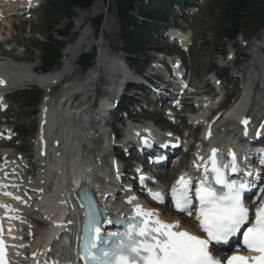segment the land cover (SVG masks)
I'll list each match as a JSON object with an SVG mask.
<instances>
[{
  "label": "snow or ice",
  "instance_id": "6c2138e0",
  "mask_svg": "<svg viewBox=\"0 0 264 264\" xmlns=\"http://www.w3.org/2000/svg\"><path fill=\"white\" fill-rule=\"evenodd\" d=\"M28 3L31 4V0H28ZM241 123L247 126L249 120L244 119ZM244 134L247 135V127ZM143 142L149 143L147 139ZM228 157L230 159L225 158L223 153H218L216 148L212 149L207 160L198 155L197 160H202L203 163L194 162V166L197 171L203 170V178L195 188L193 189V178L187 174L181 175L171 188L176 210L187 216H192L195 211V219L206 237L202 238L186 230H180L179 221L173 223L162 221L153 210H146L139 204L135 205L133 215L126 218V223L121 218H109L104 214L105 210H101L97 202L82 189L86 202L82 199L81 208H85L86 211L82 229L74 234L75 258H70L73 251L72 241L59 244L64 238L57 237L59 246L56 253L63 259L50 257L43 261L36 259L35 264H77L78 261H82L83 264H224L212 255L209 245L213 242L227 244L230 238L241 233V229L250 223V209L244 202L245 193L255 188L258 182L264 183L260 170L241 167L236 153L232 150H229ZM260 163L264 165V158ZM2 170L0 167V171ZM230 174H237L241 179H230ZM3 176L7 179L9 173L3 172ZM145 180L144 176L140 177L141 185ZM8 187L9 184H0V188ZM11 187L17 185L13 184ZM259 192L264 193V187H260ZM3 194L12 196L8 191ZM149 195L163 203L164 198L159 192L153 193L149 190ZM13 198L21 200L20 196ZM134 200L136 197L132 196L127 202L131 204ZM194 200L197 202L195 208ZM0 208L6 210L5 217H0V264H11L7 259L8 248H23L26 245H9L6 242L2 221L19 220L20 217L8 215L9 211H16L10 209L8 205L0 204ZM74 223L79 224V219L75 222L71 218L68 220L69 225ZM104 225L119 227L116 231H107ZM12 231L10 225L7 228L10 239H22L13 236ZM242 235L243 245L258 255L234 254L228 257L226 264H264V202L255 209L254 220H251V226L245 228ZM47 251L52 252V249L49 248ZM16 254L19 255V252ZM32 255L35 258L37 253Z\"/></svg>",
  "mask_w": 264,
  "mask_h": 264
},
{
  "label": "bare ground",
  "instance_id": "6f19581e",
  "mask_svg": "<svg viewBox=\"0 0 264 264\" xmlns=\"http://www.w3.org/2000/svg\"><path fill=\"white\" fill-rule=\"evenodd\" d=\"M99 9L98 2H94L88 11H81L79 15L81 19H85L86 17L96 13ZM0 19L2 20L1 34L5 29H11L12 27V20H18L17 17L9 16L6 13H2L0 15ZM0 34V36H2ZM188 37L187 35H185ZM87 40L80 39L76 42V45L73 47L74 51H78V49L84 44L87 43ZM5 41V40H4ZM7 41V40H6ZM1 42V41H0ZM258 42H260L258 38ZM8 43V42H7ZM71 48V47H70ZM12 53V52H11ZM0 56H2L0 54ZM7 57L6 59L0 58V76L2 77H9L11 70H16V72L20 75V78H23L31 83H38L39 85H46L50 86L53 83V79H58L60 74H49L44 76L40 79H35L32 76V69L23 68V67H12L8 66L9 62ZM22 57H14L11 58L16 61V59H21ZM103 60L100 56L98 58L96 67L94 70H99L100 65L102 64ZM262 63V62H260ZM106 65H108L114 72L119 70V65L114 63L112 60H107ZM256 64L252 63L248 67L243 68V76L246 82L245 88L239 93L238 97L235 99L233 104L219 117V119L215 122L214 128L216 130L220 128L219 134L217 137L222 140H227V137L234 139V135L232 132L234 130L235 122L238 118L245 115L247 110L249 109L250 103H252V96L250 93L251 86L253 84L254 76L252 71L255 69ZM261 68L264 70V63L261 64ZM242 70V69H241ZM100 71V70H99ZM148 77V74L145 73ZM90 74L88 78H90ZM88 85L82 83L75 87L69 89L72 90H80L83 94H85V90L87 89ZM143 88V87H139ZM69 91H66L69 93ZM207 104V102H206ZM213 105V104H212ZM89 107L88 103L83 104L82 108L74 113H69L63 110L59 112V121L62 122V127L57 135L58 137V146L54 149V151L48 152V159L47 161L39 162L42 164V171H40L35 178H31L29 175L24 176L26 169L23 165L25 160L19 159L17 157H11V151H3L0 152V156L2 157L3 163H0V167L3 168L6 172H10L14 179H23L22 187L20 192H26L30 197L34 196L37 199L36 204H25L21 208L13 207L16 210V213L23 214L25 217L23 220L25 223L30 225L32 228V223L30 222L29 216L36 217L38 220L47 221L48 218H51L60 207L65 206L69 203V199L71 196V186L75 184V180L79 179L82 182L89 183L90 178H102L101 181H91L90 188L93 189L95 192H98V189L102 190L101 197L106 196L109 198L118 188V182L114 179H105L109 178L108 171L105 167L102 166V159L101 157L104 153L109 152V147L104 146L103 150L100 152L92 151L93 145L87 139L86 131L83 127H81V118L82 115L85 114ZM256 108V107H255ZM57 109H55L56 112ZM209 111L206 110L202 113L205 115ZM71 114V115H70ZM175 114V113H174ZM49 112L43 111L40 116V124H42V132L41 136L48 138V129L50 127L49 123ZM203 115H200L198 118H203ZM175 119H179V115L176 112ZM52 123V122H51ZM229 124V125H228ZM149 126V125H148ZM150 127V126H149ZM225 127V128H224ZM141 128V127H139ZM145 128V126H144ZM148 128V127H147ZM109 144H111V140H109ZM204 144L202 142H198V146ZM207 150L203 151V158L207 156ZM7 164H5V160H7ZM195 161V158H192ZM8 170V171H7ZM8 172V173H9ZM28 174V171H27ZM54 179V180H53ZM53 180L54 184L51 185V181ZM168 186V185H167ZM125 187V186H124ZM125 188H128L125 187ZM39 193L36 195V193ZM20 204L22 202L20 201ZM118 206L121 212H124L126 207L129 206L125 204L123 200L119 198ZM34 208L40 209L36 213H34ZM165 207H158L154 212L159 214L161 220L167 223H173L175 221H179L181 225V230L187 228L188 230L193 228V224L191 221L186 219L177 217V216H164ZM20 243L19 245H21ZM25 245V244H23ZM44 247V242L42 240V232L38 233L35 239L30 242L26 248L23 247L21 250H29V255L36 253L37 250H40ZM39 253H37L36 259H39ZM34 262H30L29 264H35Z\"/></svg>",
  "mask_w": 264,
  "mask_h": 264
},
{
  "label": "rangeland",
  "instance_id": "374dc122",
  "mask_svg": "<svg viewBox=\"0 0 264 264\" xmlns=\"http://www.w3.org/2000/svg\"><path fill=\"white\" fill-rule=\"evenodd\" d=\"M48 0H43L41 3V6L39 9H37L34 13L33 18L29 19L28 21L20 20H12V27L11 29H5L2 32V38H0V45L3 43L10 42L6 50L8 49H13L11 55L9 56L10 58L14 57H22L21 61L22 62H30L32 66L39 67V60H40V54L37 50H35V46L37 43H41L43 39H45V21L41 19L42 17V12L43 9L46 7ZM203 4L198 8L201 10L199 13H195L192 16L187 15L185 20L182 22L179 19V14L177 13L176 16H173L169 20V27L171 26L172 23H175L176 25H179L182 29L183 27H186L188 33L191 31L193 33V46L190 49V55H186V65L190 68L192 75L195 77V80L199 84L200 80L206 76V73L211 70H216L218 71V66L221 65V60L219 58H212V54L215 53L214 49L218 48L217 51L219 50V47L224 43V52L227 53V51L230 50V46H233L234 49L237 50L236 58L237 62L240 64V67H243L244 64L246 66H249L252 64V57H247L244 56V54H250V51L248 49H243V47L240 46L241 43L235 42H223L222 44L218 41L217 36H215V28L213 24V19L211 18L208 8L211 6L215 0H202ZM95 2H98L99 4V9L96 13H93L92 15L86 17L85 19H81V16L79 15V12L76 10L75 11V16L73 19V29H72V38L68 39L69 45L65 48L64 52L66 50L71 49L76 45V42L80 39L87 40L88 45L84 48H82V53L89 52L90 51V46L91 45H96L97 47V52L101 55H107L109 54V49L110 50H116V52L119 49L118 46V40H117V34H118V23L117 21L110 16L109 14V7L107 6L106 2L104 0H97ZM89 10V9H88ZM86 10V11H88ZM195 10L191 9L190 12H194ZM197 11V10H196ZM195 11V12H196ZM254 11L251 10L248 14L247 17H245V21L252 22ZM95 16H104V20L101 26V35L96 36L95 39H93V31L91 29V26L89 25V22L91 19ZM55 22L58 24V28L62 29L65 26V20L64 17L58 16L55 17ZM58 22V23H57ZM81 28H79V26ZM0 28V32H1ZM163 33V32H162ZM161 33L160 36H158L156 39L153 41V45L157 48H161L163 51L167 52H172L174 49L167 45V41H169L166 38H163L165 34L163 35ZM260 33V32H259ZM56 36L55 34H53ZM258 33L254 36L250 34V31L246 32L245 35H243V39L246 41H250V43L254 44L256 42V39H258ZM5 40V41H4ZM7 40V41H6ZM239 41V38L237 39ZM158 44L160 46H158ZM18 45V46H17ZM71 47V48H70ZM23 49H25V53H23ZM78 53V52H77ZM121 59L124 58V56L121 53L117 54ZM158 57V56H157ZM154 55H148L144 59H139L137 60V66L138 67H143L144 70H147L148 64L154 59ZM74 59V58H73ZM245 59V62L244 60ZM20 60V59H19ZM103 60V58H102ZM74 72L78 74L80 72V69L78 67L74 68ZM243 72V69H242ZM101 73V72H100ZM100 73L95 74V79L97 77V81H94L93 85L90 87L91 93L89 94V99L90 104L93 102L94 94L93 91L95 90L96 92H100L101 95L105 93V89L99 88L103 82H105V76L104 73L102 75ZM85 74L82 76L79 80H87ZM233 76L234 74L231 73ZM86 78V79H85ZM221 81L223 82V85H225L224 88V93L226 94H235L234 96H238V88H236L235 91H232L231 86L229 85V80L228 79H223L221 78ZM193 83V81L191 80ZM80 85V84H79ZM22 88H35L34 85H28L25 82H23L22 85L16 87L15 89H22ZM87 88V87H86ZM40 91V90H39ZM56 95L62 94V90L59 87L57 91H55ZM69 94V93H66ZM69 96V95H67ZM66 96V97H67ZM131 96L128 97V102H135V101H140L141 98L139 95L134 96V98H130ZM234 97V98H235ZM17 98V95H11L8 98V104H9V112L7 113L6 119L8 120V123L13 126L15 131L18 133V131L24 126L26 130H30L32 133V137H34L35 132H34V127H36V121H32L30 118L25 117L23 114L25 111L22 109L18 108L15 99ZM79 100V99H77ZM141 105L144 106L143 102H141ZM83 106V105H82ZM81 106V108H82ZM257 106V105H256ZM157 108V107H156ZM56 109V108H55ZM54 109V111H55ZM254 109H262L259 110L261 114L264 113V108L260 107V105L256 108H253L250 111V116L254 117L256 115V112H254ZM147 120L148 121H153L156 126H161L163 130H172L174 132H177L181 136L185 134L183 131L186 127L181 129V126H176L175 128L168 127V125L164 124L158 116V114H150V112H153L152 109H147ZM20 112V113H19ZM58 112V109L56 110ZM60 113V112H59ZM181 122L184 121L182 117H180ZM229 125V124H228ZM117 128H119L117 126ZM218 128L217 130H219ZM180 132V133H179ZM220 132V131H219ZM187 133L189 137H193L195 139H198L201 137L200 135V130H196L195 132H192L190 129H187ZM219 134V133H218ZM17 143L11 144L8 148L14 149V150H19L18 145H22L21 150L25 151L23 155H27L26 157H29V162L32 164V169H33V174H37L39 172V169L36 168V164L33 161V152L31 148V143L30 141L26 140L25 138H19ZM102 147L98 145L97 150L102 151ZM35 165H34V164ZM131 167V166H130ZM129 167V168H130ZM40 233V232H39Z\"/></svg>",
  "mask_w": 264,
  "mask_h": 264
},
{
  "label": "trees",
  "instance_id": "16d2710c",
  "mask_svg": "<svg viewBox=\"0 0 264 264\" xmlns=\"http://www.w3.org/2000/svg\"><path fill=\"white\" fill-rule=\"evenodd\" d=\"M94 0H49V9L46 12V38L36 46L40 52L41 70L49 71L58 64L61 43L54 37L53 33H58V37L67 38L71 32L72 16L75 9H88ZM113 3L112 15L117 19L120 32L119 41L122 50L130 61L143 56L151 41V30L165 22L166 15L170 10V4L178 3V0H148L146 4L142 0H111ZM136 2L141 4L137 7V20L132 16L131 11ZM264 3V0H260ZM91 7V6H90ZM253 10L254 20L248 22L244 20L249 12ZM211 14H215V29L219 39L233 40L243 29L251 28L253 33L264 28V10L259 7V0H216L211 9ZM55 16H64L67 26L62 30L57 29L54 20ZM102 18H96L93 23L98 29ZM92 55H84L79 59L80 67L85 70L92 61ZM28 94V96H27ZM38 99V92L23 93L20 96V105L25 108H34Z\"/></svg>",
  "mask_w": 264,
  "mask_h": 264
}]
</instances>
